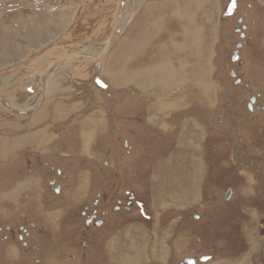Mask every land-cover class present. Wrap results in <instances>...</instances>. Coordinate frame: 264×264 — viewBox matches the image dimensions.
<instances>
[{"label":"rangeland","instance_id":"obj_1","mask_svg":"<svg viewBox=\"0 0 264 264\" xmlns=\"http://www.w3.org/2000/svg\"><path fill=\"white\" fill-rule=\"evenodd\" d=\"M116 1L0 0V92L18 86L37 92L34 78L49 63L103 48ZM134 3L136 18L101 64L57 68L38 109L37 96L3 97L20 110L36 105L22 115L0 105V233L9 227L16 236L25 222L41 230L25 240L28 252L0 234V264H264V0ZM130 12L123 6L121 21ZM235 51L239 65L231 60ZM162 56L169 65L160 64ZM163 66L187 79L159 80L154 72ZM148 69L152 79L139 75ZM158 89L167 103L181 100L176 105L182 110L174 105L151 124ZM250 98L256 99L252 111ZM177 123L185 134L196 132L195 125L202 139L198 192H189L190 179L173 178L186 183L184 197L174 195L178 189L168 186L173 179L161 175L175 150L173 138L162 137L159 128ZM88 132L90 145L81 146L78 136ZM22 134L25 149L17 144ZM25 188L39 193L44 211L55 213V232L31 207L21 217L13 203L5 210L4 197ZM71 191L78 192L74 200L65 199ZM169 201L187 204L173 211ZM101 206V226L87 227L81 212ZM159 253L164 262L155 261ZM201 257L209 259L198 262Z\"/></svg>","mask_w":264,"mask_h":264},{"label":"crops","instance_id":"obj_2","mask_svg":"<svg viewBox=\"0 0 264 264\" xmlns=\"http://www.w3.org/2000/svg\"><path fill=\"white\" fill-rule=\"evenodd\" d=\"M187 108H192V106H189ZM168 110H169V108L167 109V111ZM165 112H166V110H164L163 114H165ZM97 122L99 123V120H96V118H95V120L93 121V127L95 129H98L99 125H100V124L98 125ZM165 127L160 128L161 132H159V134H161L162 137L166 135L169 138H173L172 141L175 142V143H173L175 154H172V156L169 157L167 162L165 161L166 163L164 162L165 168H164V170H162V173H161L162 177L166 176V178H168V179H173L175 177L176 178H188V179H190V182H188V185L191 188V190H189V192L190 191L192 193L198 192L196 190L197 189L196 188L197 182H195V180L198 179V177L200 178V176L202 175L201 174V164H202L201 162H202V160L200 158L201 157L200 154L202 151L201 150V148H202V143H201L202 141L201 140L202 139L200 138L201 137L200 132H198L196 130L195 125L193 126L194 128L193 127L192 128H193V130L195 129L196 132H192V130H190V133H187V134H185V132H186L185 128L184 127L182 128L181 124H178V123L176 124V126H173L170 124V125H167ZM91 134H92L91 132L90 133L88 132L84 135L86 137L78 136V139H80L79 144L81 146H84V147L89 146L90 145L89 138L92 137ZM25 136L26 135L24 134L23 136H20L18 138L17 144L22 143V145H23V148H21V149H25L27 147L26 141H25L26 140ZM40 139L41 138L37 137V140H34V142H33V140H31V143H29V145L30 146L31 145H37V143H38V141H40ZM85 141H86V143H85ZM184 145L187 147V150H185V151L182 150ZM190 149L193 150V155H191L192 153H188ZM183 151L184 152L187 151L186 157L183 155ZM88 156H89L88 154H83L81 158H83V157L85 158ZM187 158H188V160H187ZM183 162H185L184 166H181ZM193 178H195V179H193ZM191 179H193V180H191ZM191 181H194L195 184ZM184 184L185 185H183V183H181V180L179 183V181L177 179H173L169 182L168 186L178 189L177 191L174 192V195L178 194V195L184 197L186 195V191H187L186 190L187 185H186V183H184ZM180 186L182 187L181 189H180ZM192 188H194L193 189L194 191L192 190ZM249 188L250 187H245V190H248V192H251V189H249ZM19 190H21V189H19ZM169 191H171V190H169ZM76 192L77 191H71L70 194H68L64 198L74 200V198H75L74 195H77V193H78V192L77 193ZM166 192H168V191H166ZM21 193H24L23 196L21 195ZM27 193L28 192H26V188H25L23 191L18 192L17 195L11 194V195H13V197L9 195L8 198H6V196H5L4 197L5 201H3L4 207L6 208L5 210H9L8 208L11 207V203H13L12 209H14L16 211V213L19 217H21L22 216L21 210H24L27 206L31 207V208L36 210L37 213L36 212L34 213L36 216H38L39 215L38 212H40V215L38 216V217H40V218H38V219H40V223L43 224L45 227H49L50 230H52V231L54 230V232H55V228H56V225L58 223V222H55V218H54L55 213L53 215L52 212L48 213L47 210H45V211L43 210V206L40 205L41 199H40V196L38 195L39 193L37 191H32L31 193L29 192V194H27ZM55 193H57V192L55 191ZM169 194H171V193H169ZM59 195H61V194H59ZM232 195H233V193H232ZM32 197L38 201L35 202L34 199H32ZM30 201H34L33 202L34 204H32V202H30ZM172 202L173 201H169L173 211L183 210L187 204L186 202H182L180 204H178V203L173 204ZM37 204H38V206H37ZM171 207L168 206V208H171ZM41 213H42V215H41ZM56 214H58V213H56ZM58 221H59V219H58ZM25 223L26 224L19 225L18 231H23V233L25 234V237H26V242L28 243V241H30L32 239L33 234L35 232L41 230V228H40V224H38V223L37 224H35L33 222H29V223L25 222ZM4 228H6V227H4ZM8 229L11 230V228H9V227H8ZM28 247L29 246L27 244V252L29 249ZM26 255H27V253L25 254V257H26Z\"/></svg>","mask_w":264,"mask_h":264},{"label":"bare ground","instance_id":"obj_3","mask_svg":"<svg viewBox=\"0 0 264 264\" xmlns=\"http://www.w3.org/2000/svg\"><path fill=\"white\" fill-rule=\"evenodd\" d=\"M141 1V0H140ZM139 3L140 2H138V5H139ZM129 5V7H130V9H131V14H132V12L133 11H138V9H139V7L137 8L136 6H135V3H134V0H125L124 2H123V4H122V6H121V8H120V15H119V18H118V22H117V29H116V31H117V33H119L124 27H125V25L127 24V22L125 23L124 21H121V17H122V13H121V9H122V7L123 6H125V5ZM194 7H195V5H194ZM190 8V7H189ZM126 8H124L123 10H125ZM184 9H179V10H177V14H181L182 15V13H184ZM190 11V10H189ZM188 11V12H189ZM192 11H194V10H192ZM131 14H130V16H131ZM176 15V14H175ZM130 18V17H129ZM129 20V19H128ZM111 34V33H110ZM196 41V40H195ZM194 47V46H193ZM197 47V46H196ZM199 47V46H198ZM178 48V47H177ZM189 48V47H188ZM187 48V49H188ZM89 49V48H88ZM88 49H84V50H81L80 52H78L79 53V56L81 57V58H83V59H85V60H92V59H94L95 57H97L100 53H101V51H102V49L103 48H100L98 51H96V52H92V51H90V50H88ZM183 49V53L185 52V48H182ZM190 49V48H189ZM193 49V51H194V48H192ZM191 49V50H192ZM198 50V49H197ZM89 52H91V53H89ZM199 52V51H198ZM177 53V52H176ZM180 53V52H179ZM92 54V55H91ZM158 54H160V53H158ZM163 55V54H162ZM178 55V54H177ZM176 55V56H177ZM194 56V55H193ZM196 56V55H195ZM166 57V56H165ZM162 58L163 59H161V65H164V61H166V58H164L163 56H162ZM172 58V57H171ZM159 59V58H158ZM164 60V61H163ZM102 63V62H101ZM101 63H99V64H101ZM98 64V65H99ZM158 64V63H157ZM166 64V63H165ZM167 65H169L168 63L166 64V65H164V66H167ZM163 66V68H158V70L156 71V72H154V73H159V77L160 78H158L159 80H163L164 82H168V80L169 81H172V80H175L176 82H177V80L178 81H180V80H182L183 79V81L184 80H186L187 78H186V74L184 73V72H180V75H179V71H173V70H171V69H168V68H166V67H164ZM9 67V66H8ZM170 68V67H169ZM136 69V68H135ZM157 69V68H156ZM57 70V69H56ZM56 70H54V71H52L51 73H49L48 75H49V79H51L52 78V76H53V74H54V72L56 71ZM128 70V69H127ZM59 71V70H58ZM63 71V70H62ZM126 71V70H125ZM154 71V70H153ZM153 71H150L149 72V69H148V71L147 72H144V71H140L139 72V75L140 76H142V77H144V78H147V77H149L150 78V76H151V74H152V72ZM123 73V72H122ZM137 73H138V71L136 72V73H134V74H132V76L135 78V77H138L137 76ZM153 73V74H154ZM121 74V73H120ZM48 75H46V77H45V85L47 84L46 83V80H47V77H48ZM55 75V74H54ZM59 76H61L60 75V72H59V74H58ZM58 75H57V77H58ZM63 75V74H62ZM127 75V74H126ZM189 75V74H188ZM193 75V76H192ZM191 76H192V79L191 80H193L194 78H195V75H194V73L192 74ZM57 77H55V78H57ZM188 77V76H187ZM59 78V77H58ZM186 78V79H185ZM35 79V78H34ZM150 79H152V78H150ZM23 81V80H22ZM34 81V80H33ZM124 81V80H123ZM25 82V81H24ZM37 82H38V80H37ZM199 82V81H198ZM137 83V82H136ZM149 83H151V81H149ZM132 84V83H131ZM159 84V83H158ZM161 84V83H160ZM122 85V84H121ZM133 85V84H132ZM199 85V84H198ZM22 86H24V85H22ZM128 86V85H127ZM153 86H155V85H153ZM198 87V86H197ZM162 88V87H161ZM165 88V87H164ZM164 88H162V89H164ZM30 89V88H29ZM166 89V88H165ZM34 90V89H33ZM38 90H39V84H38ZM47 90V89H46ZM159 90V89H158ZM46 92L47 91H45V95H46ZM169 92V91H168ZM198 92V91H197ZM156 93V92H155ZM166 94V92L164 91V90H159V92H158V95H156V96H154V100H155V103L157 104V105H154L153 103H152V105H153V108H152V111H154V112H157V114H158V116H152L153 118H149V123H151L152 124V122H154V121H159V119L158 118H160V115H162V117H163V113H164V110H167L168 108L169 109H174V105H176L177 103H178V101H181V100H178L177 99V101H168V103H167V100H165V98H163L164 97V95ZM170 93V92H169ZM157 94V93H156ZM44 95V96H45ZM170 95V94H169ZM169 95H168V97H169ZM167 97V98H168ZM197 97V95L194 93V96H193V98H196ZM174 99V98H173ZM184 99V98H183ZM9 100V99H8ZM11 100V99H10ZM153 100V101H154ZM172 100V99H171ZM188 100V99H187ZM192 100V103H194L195 102V100L194 99H191ZM36 101V103H37V101H38V96H37V99L35 100ZM36 103L34 104V105H36ZM192 103H190L189 102V104H192ZM2 104V105H1ZM4 104V105H3ZM0 105L4 108H2L4 111H6L7 109H8V111H10V113H12V114H14V115H17V114H21V112L23 113V112H26V111H28V110H30V109H32L33 107H34V105L32 106V107H29V108H27V109H25V110H20L19 108H16L15 106H13L10 102H8L7 101V99L5 98V99H3V97H0ZM177 107H175V111L177 110V111H181L182 109V105H176ZM2 110V112H4ZM36 112V111H35ZM22 115V114H21ZM155 117H157L156 119H155ZM98 123V122H97ZM164 123V122H163ZM160 127V126H159ZM165 127V126H164ZM160 129V128H159ZM83 142V141H82ZM37 143V142H36ZM85 143H86V141H85ZM175 143V142H174ZM83 145V144H82ZM6 146V145H5ZM83 148V147H82ZM19 186V185H18ZM18 189H19V187H18ZM81 189V188H80ZM84 189V188H83ZM79 190V189H78ZM42 195V194H41ZM162 199L163 198H161L160 197V200H161V203H162ZM176 199H177V197H176ZM38 201V200H37ZM178 202L180 201L179 199L177 200ZM174 202V201H173ZM177 202V203H178ZM181 203V202H180ZM2 212V211H1ZM48 217V216H47ZM167 234V233H166ZM167 236V235H166ZM12 249L13 248H11V251L10 252H12ZM161 251V253L163 252V250L161 249L160 250ZM161 253H159V258H154L155 259V261L157 262H164V260L160 257V255H161ZM153 254H154V252H152L151 253V255L153 256ZM11 256L13 255V252H12V254H10ZM120 255V254H119ZM165 256V255H164ZM13 259V258H12ZM16 259V258H15ZM126 262L128 263L129 261H127V259H125L124 260V264H126ZM130 262H133V260L132 261H130Z\"/></svg>","mask_w":264,"mask_h":264},{"label":"water","instance_id":"obj_4","mask_svg":"<svg viewBox=\"0 0 264 264\" xmlns=\"http://www.w3.org/2000/svg\"><path fill=\"white\" fill-rule=\"evenodd\" d=\"M124 1L125 0H117L116 1V4L114 6V10H113V14H112V19H111V24H112L111 34H110L109 38L107 39V41L104 43L101 53L97 57H95L92 60H85L79 56V53H73V54H69V55L63 56L61 58H58V59L52 61L51 63H49L47 66H45L39 72H37L36 77L34 76L35 79L37 78L38 84H39V90L37 92H29V91H26L24 89H21L18 86V87L13 88L12 90L0 92V97L15 96V97H21V98H29V97L38 96V105L36 108V109H38L42 105L44 95H45V90H46L45 77H46V75H48L52 71L56 70L57 68H60L62 66H66V65H70V64H81V65L95 66V65L101 63L103 61L104 57L110 51V49L114 46V44L120 38V36L126 31V29H128L131 26L134 19L136 18L137 12L133 11L128 22H127V24L125 25V27L119 33H117V31H116L117 25L116 24L118 22V18L120 15V8H121ZM237 48H239V46H237ZM254 101H255V99L249 100V103L247 105V110L252 111V105H253ZM230 196H231V189L228 188L226 190V193L224 194V200L228 201ZM206 260H207L206 258H201L199 261L204 262ZM184 263L193 264V261L190 259H186V260H184Z\"/></svg>","mask_w":264,"mask_h":264},{"label":"flooded vegetation","instance_id":"obj_5","mask_svg":"<svg viewBox=\"0 0 264 264\" xmlns=\"http://www.w3.org/2000/svg\"><path fill=\"white\" fill-rule=\"evenodd\" d=\"M238 22H241V21L239 20ZM235 32L238 35H240V37L242 39L244 38V35L241 33V31L235 30ZM237 46H239V48L236 47L237 49H240L241 48V45L240 44H238ZM231 60H232L233 63H236V64L239 65V57H238L237 51H235L233 53V56H232V59ZM230 74H231V77L232 78L235 77L234 73H230ZM235 83L240 84V81L235 78ZM250 99H254V98H250ZM254 104H255V101H254V103L252 105V110H253ZM262 135H264V133H262ZM95 205H97V204H95ZM127 206L130 207L131 206V203H128ZM103 208H104L103 206H101L99 209L91 208L90 210H88V208H87L86 211H84V212L82 211L81 212L82 217H84L85 225L87 227H90V226H93V225L101 226V224H102V219L101 218L104 217V209ZM115 208H116L115 210L118 211V207H115ZM1 235H4V236L7 235V237H10L11 239H16L17 243L18 244H21L22 249L23 250H27V243H25L26 237H25V234L23 233V231H17V235L15 236V234H14L13 231L5 228L3 234H1ZM3 237H2V240L4 241V238ZM7 237L5 236V239ZM24 257H25V254H24ZM201 258H206L207 260L209 259V257H201ZM190 260L193 261V264H196V261L195 260H193V259H190ZM199 260H198V262H200ZM181 264H186V263H184V261H183V263H181Z\"/></svg>","mask_w":264,"mask_h":264},{"label":"snow or ice","instance_id":"obj_6","mask_svg":"<svg viewBox=\"0 0 264 264\" xmlns=\"http://www.w3.org/2000/svg\"><path fill=\"white\" fill-rule=\"evenodd\" d=\"M98 83H100V82L98 81ZM100 86H101V87H105V85H103L102 83H100Z\"/></svg>","mask_w":264,"mask_h":264}]
</instances>
